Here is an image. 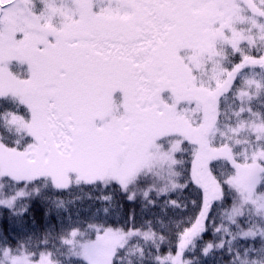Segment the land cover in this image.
Listing matches in <instances>:
<instances>
[{
    "label": "snow or ice",
    "instance_id": "6c2138e0",
    "mask_svg": "<svg viewBox=\"0 0 264 264\" xmlns=\"http://www.w3.org/2000/svg\"><path fill=\"white\" fill-rule=\"evenodd\" d=\"M0 211V264H264V0H0Z\"/></svg>",
    "mask_w": 264,
    "mask_h": 264
},
{
    "label": "trees",
    "instance_id": "16d2710c",
    "mask_svg": "<svg viewBox=\"0 0 264 264\" xmlns=\"http://www.w3.org/2000/svg\"><path fill=\"white\" fill-rule=\"evenodd\" d=\"M5 214L2 212V211H0V226H5V221H4V219H3V216H4ZM211 237L209 236V237H206V239H210Z\"/></svg>",
    "mask_w": 264,
    "mask_h": 264
}]
</instances>
